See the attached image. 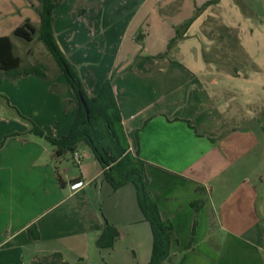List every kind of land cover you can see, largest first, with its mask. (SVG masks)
<instances>
[{"label": "crops", "instance_id": "obj_1", "mask_svg": "<svg viewBox=\"0 0 264 264\" xmlns=\"http://www.w3.org/2000/svg\"><path fill=\"white\" fill-rule=\"evenodd\" d=\"M210 1L63 0L54 33L89 96L116 73L130 151L144 160L160 215L173 224L163 264H264V0H218L168 50L176 28ZM39 8L0 4V37H11L14 51L15 29L28 20L38 27ZM210 16L238 31L257 71L233 76L204 60ZM36 64L45 77L13 79L0 69V264L80 263L98 253L106 223L120 231L116 264H148L153 236L134 185L113 189L85 145L76 164L30 132L35 124L66 136L77 110L59 67L26 66Z\"/></svg>", "mask_w": 264, "mask_h": 264}, {"label": "trees", "instance_id": "obj_2", "mask_svg": "<svg viewBox=\"0 0 264 264\" xmlns=\"http://www.w3.org/2000/svg\"><path fill=\"white\" fill-rule=\"evenodd\" d=\"M63 0H40L38 9L40 17L39 27H35L29 20L18 26L14 35L31 42L35 37L41 41L51 54L59 69L65 74L68 83L72 87L77 101L75 118L69 133L61 138L47 136L37 125L33 124L30 132L45 137L54 147L55 155L64 156L67 153H74L81 145H86L92 151L103 168L104 178L113 189H120L128 184L134 185L136 189L137 202L143 213L144 219L151 226L153 245L151 258L148 264H163L171 256V244L174 240L173 224L163 220L158 205L149 190V178L145 170V162L138 155L130 151L129 142L122 124L121 112L116 100L113 88L114 72L110 78L106 79L97 95L89 96L85 90L84 83L76 67L70 63L57 42L54 33V9ZM239 2V0H236ZM218 0H212L198 8L195 15L185 24L176 28V35L170 41L168 50L173 48L179 40L183 39L190 24L209 5H214ZM244 9L243 4H238ZM208 24L211 30H206ZM204 34L209 40H213L224 45V50L239 51L242 62L239 66H233L231 70H223L233 76H238L242 72L257 71L258 67L244 51L240 44L238 31L223 24L215 17H208L204 23ZM217 34V35H216ZM226 53V52H225ZM168 52L157 56L164 57ZM231 64L233 58L224 55ZM204 60L207 63H214L220 66V61L212 53L204 52ZM23 60L15 54L14 44L11 37H0V69L10 78L16 79L27 75H37L45 77L44 67L41 64L33 66H23ZM80 96L83 97L86 108ZM61 184L64 182L59 177ZM193 206L198 211L197 204ZM197 225L195 222L194 227ZM33 230L35 232L33 233ZM34 239L39 238V233L35 227L29 229ZM120 236L118 228L106 223L102 233L96 240L98 248H112Z\"/></svg>", "mask_w": 264, "mask_h": 264}, {"label": "rangeland", "instance_id": "obj_3", "mask_svg": "<svg viewBox=\"0 0 264 264\" xmlns=\"http://www.w3.org/2000/svg\"><path fill=\"white\" fill-rule=\"evenodd\" d=\"M59 1V0H58ZM0 4H40V0H0ZM39 27V25H38ZM212 27L210 24H208V27H206V30H211ZM217 35V34H216ZM14 40L17 44V48L15 52L19 54L22 57V60L24 62V66L35 64V63H44L46 67L50 70L49 74H53L55 72V69L58 65L51 56V54L47 51L44 44L37 39V37L34 38L32 43L25 41L22 38H19L17 36H14ZM210 43L207 45L206 52L212 53V55L216 56L217 59L220 61V66H217L219 69L223 70H231L233 66H239L242 62L241 54L239 51H228L224 50V45L219 44L213 40H209ZM226 52V53H225ZM224 55H227V57H235L233 58V61L231 64L228 63V59H224ZM232 59V58H231ZM251 72L250 70L247 72H242L241 75H246ZM8 113H11V111L8 109ZM90 153L92 151L87 147L84 146ZM132 186V185H130ZM109 199H106V205L104 206V214L107 213V208L109 206ZM113 248V247H112ZM112 248H98V253L96 255H91L90 258H86L83 261H78L80 263L76 264H116V260L114 259V255L112 254L111 249ZM125 258V256L123 257ZM122 260H125L123 259Z\"/></svg>", "mask_w": 264, "mask_h": 264}, {"label": "built area", "instance_id": "obj_4", "mask_svg": "<svg viewBox=\"0 0 264 264\" xmlns=\"http://www.w3.org/2000/svg\"><path fill=\"white\" fill-rule=\"evenodd\" d=\"M83 154L79 151H75L73 153V160L76 164H80L81 160H82ZM81 185V183H76V184H72V189H76L77 187H79Z\"/></svg>", "mask_w": 264, "mask_h": 264}, {"label": "water", "instance_id": "obj_5", "mask_svg": "<svg viewBox=\"0 0 264 264\" xmlns=\"http://www.w3.org/2000/svg\"><path fill=\"white\" fill-rule=\"evenodd\" d=\"M80 99H81V101H82V103H83L84 107L86 108V103H85V101H84L83 97H82V96H80ZM86 111H87V113H88V110H87V108H86Z\"/></svg>", "mask_w": 264, "mask_h": 264}]
</instances>
